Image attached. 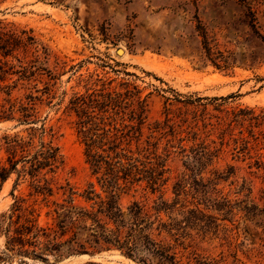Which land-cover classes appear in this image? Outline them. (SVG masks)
<instances>
[{"label": "rangeland", "instance_id": "1", "mask_svg": "<svg viewBox=\"0 0 264 264\" xmlns=\"http://www.w3.org/2000/svg\"><path fill=\"white\" fill-rule=\"evenodd\" d=\"M1 36L8 38L9 54L0 50V65L8 63L18 70L31 63L60 74L55 102L66 92L63 104L38 106L64 157L56 174L59 182L68 179L83 187L91 175L84 145L65 109L70 97L104 80L113 79L112 86L118 87L130 81L146 99L144 139L150 134L148 126L155 130L158 122L168 123L184 138V146H194L185 153L189 157L177 153L171 157V182L184 172L207 178L211 171L225 175L234 167L235 175L220 187L234 202L244 200L237 209L252 204L264 208V0H0ZM206 47L212 48L211 58ZM17 78L0 70V102L8 97L5 87ZM47 79L45 74L37 87L42 89ZM35 83L19 84L12 96L31 91L40 95ZM16 124L1 121L0 137L26 127ZM170 138H161L160 149ZM178 142L176 138L174 143ZM215 149H220L216 157L207 155L199 161ZM29 184L28 178L18 180L16 173L0 180V264H137L118 249L96 253L110 254L97 259H89L88 253L67 254L66 247L45 257L13 250L7 226L17 201L24 208L22 222L30 208L41 214L39 224L46 221V210L34 204ZM237 226L248 227L251 233L235 239L238 258L244 264H264L262 229L243 220ZM203 247L221 250L219 240H209ZM59 253L64 254L58 257Z\"/></svg>", "mask_w": 264, "mask_h": 264}, {"label": "trees", "instance_id": "2", "mask_svg": "<svg viewBox=\"0 0 264 264\" xmlns=\"http://www.w3.org/2000/svg\"><path fill=\"white\" fill-rule=\"evenodd\" d=\"M0 39V50L8 55V38ZM206 52L211 58L212 48L206 47ZM213 64L219 67L216 61ZM0 70L3 75L18 76L13 85L5 87L8 97L0 102V122L26 126L14 135L0 137V152L4 153L0 180L13 173L18 180L28 178L34 204L46 210L44 224H39L41 214H36V208L25 209L28 213L22 222L23 205L21 201L14 204L7 226V242L13 250L45 257L65 247L67 254L118 249L137 264H244L237 256L235 239L251 233L248 227L237 225L240 220L250 221L264 232V208L252 204L237 209L244 200L234 202L230 192L220 187L235 175L234 167L225 175L211 171L207 178L184 172L171 182V157L176 153L189 157L185 153L194 146H184V138L168 123L158 122L155 130L148 126L150 134L144 139L147 104L137 85L123 81L119 87L112 86L113 79L99 78L100 86L70 97L65 109L73 118L91 170L87 183L78 187L68 179L58 181L56 174L64 157L55 132L46 125V117L41 119L38 107L63 104L66 92L55 102L60 74L31 63L18 70L4 63ZM45 74L48 79L39 89L38 81ZM33 81L40 95L31 91L23 97L12 96L19 84L23 87ZM167 136L172 138L160 149L161 138ZM176 138L179 145L174 143ZM175 147L180 150L176 152ZM219 153L220 149L205 152L199 161ZM251 192L249 189L248 197ZM209 240H219L221 250L205 249L203 243Z\"/></svg>", "mask_w": 264, "mask_h": 264}, {"label": "water", "instance_id": "3", "mask_svg": "<svg viewBox=\"0 0 264 264\" xmlns=\"http://www.w3.org/2000/svg\"><path fill=\"white\" fill-rule=\"evenodd\" d=\"M122 51H123V49H121V48L118 49L119 54H122L123 53ZM85 255H87V254H85ZM87 256L89 259H97V258H106V256H110V254L109 253H101L98 255L88 254Z\"/></svg>", "mask_w": 264, "mask_h": 264}]
</instances>
